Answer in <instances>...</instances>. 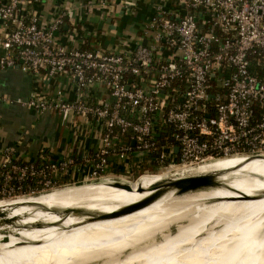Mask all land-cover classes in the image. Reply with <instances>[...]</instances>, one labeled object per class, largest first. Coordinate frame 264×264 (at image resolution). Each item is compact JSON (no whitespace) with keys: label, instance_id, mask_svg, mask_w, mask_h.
<instances>
[{"label":"built area","instance_id":"1","mask_svg":"<svg viewBox=\"0 0 264 264\" xmlns=\"http://www.w3.org/2000/svg\"><path fill=\"white\" fill-rule=\"evenodd\" d=\"M37 1L0 0V70L53 87L0 99L59 114L72 142L55 159L0 147V201L264 155V0H152L140 41L107 51L63 38L61 9L37 24ZM133 153L147 161L131 164Z\"/></svg>","mask_w":264,"mask_h":264},{"label":"bare ground","instance_id":"2","mask_svg":"<svg viewBox=\"0 0 264 264\" xmlns=\"http://www.w3.org/2000/svg\"><path fill=\"white\" fill-rule=\"evenodd\" d=\"M198 175H212L219 184L181 195L170 190L115 217H61L64 209L109 213L166 180ZM107 181L0 201L12 204L5 209L15 219L0 225V264H264L263 157L212 159L169 174H144L130 183L131 191ZM137 184L143 192H136Z\"/></svg>","mask_w":264,"mask_h":264},{"label":"crops","instance_id":"3","mask_svg":"<svg viewBox=\"0 0 264 264\" xmlns=\"http://www.w3.org/2000/svg\"><path fill=\"white\" fill-rule=\"evenodd\" d=\"M123 1L38 0L34 8L37 10V24L42 26H46L56 9H61L64 15L57 32L63 38L71 32L77 35L75 44L78 47L97 45L100 50L107 51L139 42L142 24L152 11V0H132L134 6L130 9L123 7ZM3 31L0 23V35ZM2 52L0 47V54ZM53 83L46 75H42L39 82H33L19 66L0 70V95L9 99H27L33 89L43 87L50 90ZM70 133L68 123L55 112H39L0 99V147H10L23 159L34 158L42 152L53 159L60 158L71 146ZM143 161H147L146 156L131 155V164Z\"/></svg>","mask_w":264,"mask_h":264},{"label":"water","instance_id":"4","mask_svg":"<svg viewBox=\"0 0 264 264\" xmlns=\"http://www.w3.org/2000/svg\"><path fill=\"white\" fill-rule=\"evenodd\" d=\"M238 157L245 158V159L252 158V157H263L264 158V155L257 154V155H248V156H238ZM94 182H101V181H94ZM102 182L104 181L102 180ZM107 182H109V184L112 186L120 187V188L129 190V191L133 189V186L130 183L125 182L123 180H108ZM85 183H90V182H85ZM217 184H219L218 181L212 175H198V176L185 177V178H180V179H175V180H170V181L166 180L163 183H160L158 185H155L149 188L148 192L150 193H148L147 195H145L138 201H135L131 204L123 206L120 209H117L115 211H112L109 213H94V212L91 213L83 209H64L61 212V217L64 219L69 213L89 216L87 217L89 218L87 220H96V219L115 217V216H119L122 214L130 213L137 209L145 207L151 202H153L155 199H157L160 195L170 190L174 191L176 195H181L187 192H194L197 190L207 189ZM135 189H136V192H139V193L143 192V188L141 187V185L137 184ZM235 192L240 196L239 198H249V195L243 192H239V191H235ZM10 206H12V204L0 206V225H4V224L11 225L13 221L15 220L8 216V211H7L8 209L7 210L5 209L6 207L9 208ZM27 225L30 226L31 224H27ZM1 233L5 235V234H8V231L7 229H2Z\"/></svg>","mask_w":264,"mask_h":264},{"label":"rangeland","instance_id":"5","mask_svg":"<svg viewBox=\"0 0 264 264\" xmlns=\"http://www.w3.org/2000/svg\"><path fill=\"white\" fill-rule=\"evenodd\" d=\"M138 174V173H137ZM137 174H135V175H137ZM125 178V180H123V181H125V182H128V183H133L134 181H135V179H136V176H133V177H124ZM92 182H94V181H92ZM81 183H83V182H80V183H77V184H81ZM85 183V182H84ZM72 185V184H71ZM74 185H76V184H74ZM66 186H69V185H66ZM63 187V186H62ZM59 188V187H58ZM51 190V189H50ZM47 191H49V190H47Z\"/></svg>","mask_w":264,"mask_h":264},{"label":"trees","instance_id":"6","mask_svg":"<svg viewBox=\"0 0 264 264\" xmlns=\"http://www.w3.org/2000/svg\"><path fill=\"white\" fill-rule=\"evenodd\" d=\"M114 172H117V168L115 165H113V169H112Z\"/></svg>","mask_w":264,"mask_h":264}]
</instances>
